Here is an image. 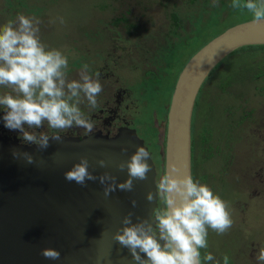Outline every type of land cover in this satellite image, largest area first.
Wrapping results in <instances>:
<instances>
[{"label":"rangeland","instance_id":"obj_1","mask_svg":"<svg viewBox=\"0 0 264 264\" xmlns=\"http://www.w3.org/2000/svg\"><path fill=\"white\" fill-rule=\"evenodd\" d=\"M199 1L195 0V5H191L189 0L188 2L184 0H0V24L15 20L17 13L33 16L40 21L42 42L49 47L60 48L67 52L75 49L78 40L82 38L85 48H77L73 51L75 56H70V59L79 60L72 68H69V78L78 79L79 69L82 64L87 63L93 75L98 72L101 77H106L104 81L99 82L101 85L104 82L110 83L109 87L113 88V95L117 93V88L120 91L135 89L130 84V70L150 66L149 68L158 71L160 78L157 83L155 78L137 72L136 79L144 82V86H148L145 93L150 100L146 98L144 106L151 104L143 113L137 114V122L140 127L139 132L146 139L153 140L154 144L156 136V141L159 143L157 144L161 148L164 144L161 141L163 136L158 139V135L162 133L157 130V125L153 127L151 124H158L159 117L166 114L163 106L168 107L170 103L175 81L181 72L183 63L199 47L201 48L203 44L216 36V33L239 22L252 19L246 9L230 7L231 0H216L217 7L212 6L213 0L208 6L200 5ZM172 14L181 18L176 27L173 26L175 21ZM130 16L133 20L138 18L144 25L150 22L147 26L149 30L164 32L168 38L174 39L171 43L173 48L171 54L169 57L167 55L168 59L164 56L157 57L155 48L153 52L150 45L145 44L144 39L138 37L142 33L138 27L140 25L131 21ZM61 17L64 23L60 22ZM114 17L117 18L115 24L107 27L105 21ZM97 18L100 19L95 21ZM90 29H96L98 33L94 40L88 42L82 33L83 30ZM109 32H117V37L115 38V35L114 41L110 40L108 45L104 37L109 35ZM97 44L102 45L97 47ZM171 44L164 47L169 48ZM73 45L75 47L69 48ZM91 45H96V47L88 55L86 47ZM105 47L108 48L105 58L108 59L109 67L100 70L97 69L99 62L96 57L99 56L98 52ZM147 49L149 52L151 49V55ZM244 58L250 60L254 70L262 69L264 67V46L236 51L228 60L241 59V63L234 65L228 71L234 72L240 69L242 77H247V73L243 74L246 70L244 67L248 66L249 62ZM71 61L73 60H69V66H71ZM226 61L227 59L222 63L221 70H217L218 66L207 79L198 98L193 120L194 140L196 141L197 134L201 137L206 134V139L211 142V146L215 147L218 143L222 151L213 148V156L209 161L206 151L203 153L201 149H198L196 152L195 149L193 167L194 172L197 169V173L195 172L194 178H203L197 180L210 186L214 193L219 194L228 202L233 219L232 227L223 235H218L211 229L208 230L209 252L215 257V261L211 264H216V261L223 264L225 254L229 257V264H259L256 256L260 246L264 245V191L263 193L255 191L253 186L259 180L256 171H259L260 167L256 165L260 161L264 165V78L248 81V84L242 83L239 79L233 82L235 89L231 88L223 92L220 82L222 74L226 71L223 69L226 68ZM146 70L143 69V71ZM8 90L0 87V92ZM134 94L136 95V92ZM217 96H219L218 99L214 100ZM232 104L238 107L233 117L239 118L245 108L244 112L251 115L253 119L249 122L245 120L243 124L229 131L222 123L226 120L227 108ZM165 125L162 131L165 130ZM212 127L215 128L214 132L211 130ZM222 130L223 135H221ZM36 131L52 132L47 129L46 124L37 128ZM227 132L233 133L236 138L234 140H237L232 144L233 146H231L233 138L228 143V147L225 146L224 138ZM218 139L220 143L216 142ZM230 148L233 149L235 163H231L232 159L226 161ZM151 149L154 158L158 160L159 147L153 146ZM262 173L264 174V171ZM161 177L157 172V182ZM162 206L159 198L158 207ZM249 238L260 241L251 248H242L246 250V254H251V258L245 262L243 259L237 262L235 259L240 254V249L244 243L247 244L245 240ZM206 250L204 249L203 254Z\"/></svg>","mask_w":264,"mask_h":264},{"label":"water","instance_id":"obj_2","mask_svg":"<svg viewBox=\"0 0 264 264\" xmlns=\"http://www.w3.org/2000/svg\"><path fill=\"white\" fill-rule=\"evenodd\" d=\"M249 45H264V22L250 19L227 27L197 50L181 70L169 106L163 175L176 167L193 176V118L200 91L222 62ZM211 56H215L213 65L206 60ZM137 146L151 155L144 140L130 128L112 137L102 132L64 136L62 142L50 141L42 151L34 144L0 137V264H135L129 250L113 240V234L129 212L133 222L148 219L151 223V213L159 205L152 155L147 161L151 168L148 179L134 181L131 192L116 188L105 196L98 179L81 186L66 181L64 172L85 156L89 171L97 176L107 171L118 183L123 182L127 171L117 165L129 159ZM13 149L32 153L37 163L14 159ZM101 159L108 162L106 168L98 165ZM149 191L151 202L146 199ZM48 246L61 252L59 260L41 255V249Z\"/></svg>","mask_w":264,"mask_h":264},{"label":"clouds","instance_id":"obj_3","mask_svg":"<svg viewBox=\"0 0 264 264\" xmlns=\"http://www.w3.org/2000/svg\"><path fill=\"white\" fill-rule=\"evenodd\" d=\"M212 6H218L216 0ZM230 7L246 9L253 22H264V0H232ZM60 22L64 23L62 17ZM39 24L38 19L23 13H17L15 20L0 24V86L9 89L0 92V108L5 110L4 127L17 131L23 143L34 144L42 151L50 141L62 142L65 135L61 133L73 127L84 129L86 136L95 132L94 123L80 105L86 101L89 107H97L102 85L99 73L93 75L87 63L79 69L78 79H70L68 52L43 43ZM214 57L206 59L209 65H213ZM203 62H199V68ZM202 74L206 75L203 71ZM45 124L52 134L36 131ZM12 155L14 159L23 158L29 165L37 163L36 157L26 151L13 149ZM149 158V151L137 146L129 159L117 165L121 171H127V178L118 183L110 172L97 176L89 171L87 157L81 156L64 172V179L81 186L98 179L104 186L105 196L116 188L131 192L134 181L148 179ZM97 163L106 168L108 162L101 159ZM170 169L156 183L163 206L154 208L151 223L148 219L133 222L129 212L122 218V227L113 234V240L129 250L135 264L213 262V254L205 251L202 256L201 249L208 248L209 229L223 235L232 227L230 205L210 186L194 179L190 172L181 173L176 167ZM146 199L153 200L151 191ZM132 205H136L135 200ZM41 255L49 260L61 258V252L50 246L43 247ZM256 260L264 264V245L260 246ZM223 264H229L226 254Z\"/></svg>","mask_w":264,"mask_h":264},{"label":"flooded vegetation","instance_id":"obj_4","mask_svg":"<svg viewBox=\"0 0 264 264\" xmlns=\"http://www.w3.org/2000/svg\"><path fill=\"white\" fill-rule=\"evenodd\" d=\"M133 21L136 22L137 25H140L138 27H140V31L142 32L138 37L144 39V43L149 44L151 49H153L154 52V48H155V52H156V56L160 57V56H164L165 58L168 59V57L171 54L172 51V42L174 39L172 38H168L166 36V34L164 32H156V31H151L149 30V28L147 26L144 25V23H142L138 18L134 19ZM149 26V25H148ZM171 32V31H170ZM110 33V32H109ZM117 33V32H116ZM174 34V32H171ZM143 34H145L146 36H142ZM176 38V36H175ZM162 42H161V41ZM164 44V45H163ZM171 44V46L169 48H167L169 45ZM102 44H97V47L101 46ZM109 45V43H108ZM165 45H167V47H164ZM164 48H163V47ZM96 47L93 46H88L87 49L88 51H90L89 54H91L92 50ZM107 47L103 48L100 52H98V57H96V60L99 62L97 69H107V67H109L108 64V59L105 58V53L107 51ZM151 49L150 52L147 49V52L150 53L151 55ZM165 49V50H163ZM167 51V52H166ZM168 55V57H167ZM69 60H73L71 61V66H69V68H72L73 63L76 62V58H72ZM189 60V59H188ZM185 61V63H183V67L185 66V64L187 63V61ZM101 67V68H99ZM150 67V66H149ZM146 66L143 68H138L136 67V69L134 70H130L129 72L131 73L129 78L130 79V84L135 88L134 90L130 89L129 91H127L126 89H123L122 91H120L117 88V93L115 92L113 95V88L109 87L110 83L104 82L102 85V92L99 94V96L97 97V107L95 108H91L87 105V102H83L82 103V111H84L86 116H89L92 120V122L94 123V131L95 132H102L104 135H108L110 137L115 136L119 131H121L122 129H128L130 128H134L136 130V132L138 133V135L144 140L145 144L148 146V149L150 150L152 158L156 164V169L158 172V176L161 177V174L164 171V156L161 154L162 149L164 147V144L166 142V128H167V118H168V112H169V106L170 103L167 105L163 106V109H166V114L162 115L161 117H159L160 121L158 124L152 123L151 125L156 126L157 125V130L161 133L162 135H158V139H160L161 136H163V139L161 141H163V145H158L159 143L156 141L157 137L155 136V144L153 140H148L146 139V137L143 136V134H141L139 132V126H138V122H137V114L138 113H143L146 109L149 108V106L151 104H149V106L147 105L146 107L144 106V103L147 100L149 101L150 99L148 98V95H146L145 93V89H148V86H144V82H140V80L138 81L136 79V75L138 73H142L144 76H149L152 78H155L156 83L158 82V78H160V76L158 75V71H155V69L149 68ZM183 67L181 68V70L183 69ZM143 69H147L146 71H143ZM128 71V69H127ZM138 72V73H137ZM100 74V73H99ZM180 74V73H179ZM100 76V75H99ZM179 76V75H178ZM106 77H99V81L102 82L105 80ZM178 79V77H177ZM177 79L175 81V84L177 82ZM206 83V82H205ZM205 83L203 85L202 88H204ZM3 87V86H0ZM175 87V86H174ZM203 91V89H201ZM199 96L201 95V92ZM134 92H136V95L134 94ZM150 93V91H149ZM171 101V100H170ZM198 103V101H197ZM196 103V104H197ZM147 104V103H146ZM144 106V107H143ZM3 109V108H2ZM0 108V137L8 139V140H17L20 143H23L22 140L19 137V134L17 131H12L7 129L6 127H4V122L2 121V117L4 114V109L2 110ZM154 110L158 111L157 109L153 108ZM195 112V110H194ZM249 117H247L248 121L252 120V116L248 114ZM194 120V118H193ZM137 122V123H136ZM166 122V125H165ZM164 125L166 126L165 130L162 131V129H164ZM194 125V124H193ZM94 132V133H95ZM48 133V132H47ZM48 134H52L48 133ZM62 135L65 136H74V137H84L86 136V132L84 129L81 128H76L73 127L72 129L67 130L64 133H61ZM157 134V133H156ZM221 135H223V130L221 132ZM193 136H194V130H193ZM201 138V136H199V134L196 135V140L199 141V139ZM194 140V139H193ZM201 140V139H200ZM158 143V144H157ZM26 144V143H25ZM161 144V142H160ZM153 146H157L159 147V159L156 160L153 156V150L151 149V147ZM232 156L233 157V163H235V155L232 152ZM259 166L260 170L256 171L257 173V177H258V181L254 183V190L256 191H261L263 193L264 191V174L262 173V171H264L263 167L264 165L262 164V162H258V164L256 165V167ZM162 168V170H161ZM259 194V193H257ZM249 240H252L251 242H248ZM247 242L244 243L241 247V251L240 254H238V257L235 259L237 262L240 259H243V261L245 262L248 258H251V254H246V250L242 249V248H251L252 245H256V243H258L259 241L257 240H253L252 238H249L248 240H245ZM162 243V242H161ZM203 251L204 249H202L201 254L203 256ZM207 252H209V246L206 250ZM250 262V261H248ZM208 264H211V262H208Z\"/></svg>","mask_w":264,"mask_h":264},{"label":"trees","instance_id":"obj_5","mask_svg":"<svg viewBox=\"0 0 264 264\" xmlns=\"http://www.w3.org/2000/svg\"><path fill=\"white\" fill-rule=\"evenodd\" d=\"M184 1L185 2H188V0H184ZM189 1H190V4L191 5H195V3H196L195 0H189ZM210 1L211 0H200L199 2H200V5H202V6H208L210 4ZM231 2H232V0H231ZM105 4H106V2H105ZM128 10H129V8H128ZM171 16H172L173 20L175 21L173 23V26L176 27L178 25L179 20H181V18H179L175 14H172ZM99 19L100 18H97L95 21H98ZM130 20L133 21V19L131 18V16H130ZM116 21H117V18L114 17V18H111L108 21H105V24H106L107 27H110L111 25L115 24ZM148 25H150V22H148L147 24H145V26H148ZM221 32L222 31H220V32H218L216 34L218 35ZM96 33H98V31L96 29H90V30H83V33L82 34H83V36L85 38H87L88 42H90L91 40H94L95 39ZM115 35H116V32H111V33H109V35L105 36L104 38H105V40L108 43H110V40L111 41H114V39L117 37V35L116 36ZM114 36H115V38H114ZM76 45H77V47L75 49L68 51L69 57L74 53L73 51L76 50L77 48H85L84 41H83L82 38H80L78 40V44H76ZM91 46H93V45H91ZM260 46H264V45H249V46L242 47V48L238 49L237 51H239L241 49H250L252 47H260ZM73 47H75V45L69 46V48H71V49ZM199 49H200V47L197 50H199ZM86 51L88 53H90V51H88L87 47H86ZM235 52L233 54H235ZM233 54H231L230 56H232ZM81 58H82V56H81ZM228 58H227V61L225 62V67L226 68H223L226 71L222 74V81L220 82L221 84L219 83L220 84V87H221V89H222L223 92L229 91V89L234 88L235 81L237 82L239 79L241 80L242 83L248 84V81H251V80L253 81L254 79L264 78V67L262 69L254 70V68L252 67V64L250 63V60L249 59H246V58H244V60L246 59L245 61H248L249 64H248V66H245L244 67V69H246V70H245V73L243 75H245L247 73V77H242V75L240 74V69L235 70L234 72L228 71L234 65H238L239 62L241 63L240 60L242 59L241 58V59L228 60ZM169 59H171V57ZM78 60L79 59H77L76 62L73 63V65H75L78 62ZM221 65H219V67L217 69L218 71L221 70L220 69ZM218 97L219 96H217L214 100L218 99ZM237 108L238 107H236V105L232 104V105H229V107L226 110L228 112V114H226L227 115L226 118H225L226 120L222 124H223L224 128L225 129H229V131H232L231 129H233V128L235 129L236 127H238L239 124H243L245 122V120L248 121L247 117H249V116H248V113L247 112H244L245 111V108H244V110L242 112V115L239 116V118L233 117V114H235V112L237 111ZM213 128L214 127H212L211 130L214 132L215 131V128L214 129ZM216 131H217V128H216ZM237 132L238 131H236V133ZM234 137L235 136H234L233 133H231V134L229 132L226 133V137L224 138V143H225V146L226 147H228V143L232 140V138H233V141L231 143V146H233L232 145L233 143H236L237 140H234V139H236ZM206 138H207V136L205 134V136L202 135V137L200 138L201 140L200 139H199V141L198 140H196V141L193 140V158H194V151H195V149H196V152H197L198 149H201L203 153H205V151H206V157H207V159L209 161H211L210 158L213 156V150H214L213 148L217 149L220 152L222 151L221 148L219 147V144L218 143L215 145V147H212L211 146V142L210 141H207ZM216 142H219L220 143V139H218ZM208 145H210V146L208 147ZM164 146H165V144H164ZM229 150L230 151L228 153V156H227L228 158H226V161H228V159H232V161H231V163H232L233 162V157H234V156H232L233 149L230 148ZM215 156H216V153L214 152V157ZM222 166H224V168H225V164H223ZM195 172L197 173V169L195 170ZM195 172H194V167H193V178L195 176ZM196 179H203V178L196 177Z\"/></svg>","mask_w":264,"mask_h":264}]
</instances>
